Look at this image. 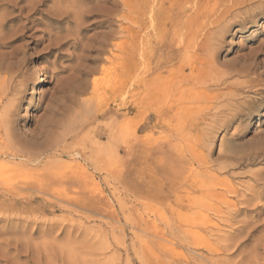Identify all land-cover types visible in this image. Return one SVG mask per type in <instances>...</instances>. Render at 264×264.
Returning a JSON list of instances; mask_svg holds the SVG:
<instances>
[{
    "label": "rangeland",
    "instance_id": "374dc122",
    "mask_svg": "<svg viewBox=\"0 0 264 264\" xmlns=\"http://www.w3.org/2000/svg\"><path fill=\"white\" fill-rule=\"evenodd\" d=\"M179 1L139 100L123 0H0V264H264V0Z\"/></svg>",
    "mask_w": 264,
    "mask_h": 264
},
{
    "label": "bare ground",
    "instance_id": "6f19581e",
    "mask_svg": "<svg viewBox=\"0 0 264 264\" xmlns=\"http://www.w3.org/2000/svg\"><path fill=\"white\" fill-rule=\"evenodd\" d=\"M109 3L111 4V7H117L118 6V0H108ZM122 1V0H121ZM192 1V0H191ZM190 1V3H191ZM104 2V1H103ZM165 2L168 3V7H171L173 5H175L176 7L177 6H180L181 2L179 0H123V5L126 9V14H127V20L128 21H131L132 23V26L136 28V30L134 31V36H135V71H136V75H135V80H136V95L138 96L139 100L142 99V94L143 92H148V93H151L152 90H153V86L155 84V80L156 79H150V78H147L149 76V74H151L153 72L152 70V67H151V45H150V36L147 33V31L151 28H153V26L158 23V19H156V16L158 14H165V12H167L166 10L164 11V7H165ZM108 3V2H107ZM78 4V3H77ZM80 4V3H79ZM82 5V4H81ZM121 5V4H120ZM197 6V5H196ZM167 7V6H166ZM181 7V6H180ZM21 8V7H20ZM92 8V7H91ZM98 9V8H97ZM181 9V8H180ZM81 10V9H80ZM112 10V9H111ZM179 10V8H178ZM182 10V9H181ZM180 10V11H181ZM186 10V9H185ZM116 11V9L114 10ZM121 11V10H120ZM178 11V12H180ZM155 12H157L155 14ZM82 13V12H81ZM89 13V12H87ZM111 13V12H110ZM113 13V12H112ZM117 14L119 12H116ZM103 14V13H102ZM107 14V13H106ZM108 15V14H107ZM115 15V13H114ZM112 15V16H114ZM109 16V15H108ZM119 16V15H118ZM168 16V15H167ZM107 17V16H105ZM117 17V15H116ZM114 17V19L116 18ZM160 17V16H158ZM162 17V15H161ZM164 17V16H163ZM123 18V17H122ZM108 19V17H107ZM106 19V20H107ZM113 20V19H112ZM111 20V21H112ZM168 20V19H167ZM103 22L105 20H102ZM110 21V22H111ZM114 21V20H113ZM112 21V22H113ZM116 21V20H115ZM161 21V20H160ZM109 22V21H107ZM165 23V22H164ZM180 23V22H179ZM102 24V22H101ZM109 25V24H108ZM175 25H176V22H175ZM113 26V25H111ZM155 27V26H154ZM158 27V26H157ZM161 27V26H160ZM163 27V26H162ZM185 27V26H184ZM159 28V27H158ZM181 28V27H180ZM186 28V27H185ZM184 28V29H185ZM190 28V27H189ZM156 29V28H155ZM167 29V28H166ZM178 29V28H177ZM162 30V29H161ZM180 31H182L181 29H179ZM178 30V31H179ZM186 30V29H185ZM165 32V31H163ZM149 33V32H148ZM110 34V33H109ZM161 34V33H160ZM159 34V35H160ZM213 34V33H212ZM213 37V36H212ZM164 39V37H162ZM206 38V37H205ZM204 38V39H205ZM216 36L213 38L215 39ZM188 39V38H187ZM190 39V37H189ZM161 40V39H160ZM191 40V39H190ZM216 40V39H215ZM214 40V41H215ZM152 41V40H151ZM220 41V40H218ZM103 42V41H102ZM191 42V41H190ZM201 42V41H200ZM213 42V41H212ZM196 43V42H195ZM147 44V49L145 50V45ZM187 45L189 43H186ZM211 44V43H210ZM185 45V44H184ZM201 45V50L203 51L205 49V47L208 45L205 46V44H200ZM186 46V45H185ZM189 46V45H188ZM191 46V45H190ZM213 46L214 43H213ZM192 47V46H191ZM195 48V47H194ZM197 48V46H196ZM162 49V48H161ZM160 49V50H161ZM207 49V48H206ZM217 50V48H215ZM219 49V48H218ZM183 50V49H181ZM191 50V49H190ZM209 50V49H208ZM192 51V50H191ZM160 53V52H159ZM178 53V52H177ZM190 53V52H189ZM201 53V52H200ZM208 53V52H206ZM191 55V54H190ZM205 55V54H204ZM216 55V54H215ZM165 56V55H164ZM178 56V54L174 55L173 58H172V61L175 60V57ZM207 56V55H205ZM210 57V55H208ZM214 58V57H213ZM191 60V59H190ZM213 60V59H212ZM166 61V60H165ZM192 63L190 64V71L189 73H185L184 74V82H186L188 85V88H194V86H202L204 85L207 80H212L209 76V71L210 68L212 67L211 64L207 61L206 58H204L203 56V53L202 54H199V51L197 53L194 54V56H192ZM168 63V62H167ZM186 67V66H185ZM188 67V66H187ZM171 68V67H170ZM183 68L181 63L178 64L177 66V69H181ZM167 69V68H166ZM175 69V67H174ZM178 70V71H179ZM182 70V69H181ZM172 71H174L172 69ZM169 72V71H168ZM181 73V72H180ZM183 73V71H182ZM177 75V74H176ZM180 80V79H179ZM209 80V81H210ZM169 81V80H168ZM208 83V82H207ZM211 84V83H209ZM215 85V84H214ZM210 86V85H209ZM186 88V87H185ZM184 88V89H185ZM200 89V88H199ZM155 90V89H154ZM183 91V89L181 90ZM185 92V91H184ZM191 94V93H190ZM180 97V96H179ZM196 97V96H195ZM174 98V97H173ZM178 98V97H177ZM191 100V99H190ZM195 100V99H194ZM183 101V100H182ZM193 101V100H192ZM191 101V102H192ZM174 102V101H173ZM178 102V99L177 101ZM183 106V105H182ZM181 109V108H180ZM221 109V108H220ZM242 110V109H241ZM214 111V110H213ZM225 111V110H224ZM242 112V111H241ZM221 113V112H220ZM238 113H236L237 115ZM227 115V114H226ZM229 116V115H228ZM234 116V115H232ZM220 118V117H219ZM232 118V117H231ZM229 119V118H228ZM195 120V119H194ZM192 121L190 119H187L185 120L184 122L185 123H192V122H195V121ZM217 120V119H216ZM225 120V119H224ZM214 121V120H213ZM226 121V120H225ZM197 122V121H196ZM230 122V120H229ZM211 125V124H210ZM221 125V124H220ZM222 126V125H221ZM213 131V130H212ZM32 139V138H31ZM27 140H23V142ZM31 141V140H30ZM32 142V141H31ZM37 143V142H36ZM38 144V143H37ZM25 146V145H23ZM20 154V153H19ZM4 155V154H3ZM11 156L13 157H16L17 156V153H13L11 154ZM22 157V156H21ZM6 158V157H5ZM8 158V157H7ZM29 159V158H28ZM27 159V160H28ZM26 160V161H27ZM31 161V160H30ZM36 161V160H35ZM32 163V162H30ZM5 165V163H3ZM2 164V165H3ZM209 165V164H208ZM1 166V165H0ZM235 166V165H234ZM5 167V166H3ZM225 166L224 164H219L218 165V168L219 169H223ZM1 168V167H0ZM262 172V171H261ZM224 173V172H223ZM261 174V173H260ZM256 178V177H255ZM257 183V182H256ZM204 185V184H203ZM258 185V184H257ZM215 186V185H214ZM203 187V186H202ZM260 187V186H259ZM213 188V187H212ZM254 188V187H253ZM260 190V188H259ZM254 191V189H253ZM261 192H263L262 190H260ZM240 192V191H239ZM245 192V191H244ZM249 192V191H248ZM237 194V193H236ZM259 194V193H258ZM246 195V194H245ZM248 195V194H247ZM202 197V200L201 201H205L209 196V193H205V194H202L201 195ZM225 196V195H224ZM244 196V195H243ZM263 196V195H262ZM242 197V196H241ZM261 197V196H260ZM200 198V197H199ZM200 198V199H201ZM205 199V200H203ZM238 199V198H237ZM223 200V198H222ZM226 200V199H225ZM245 201V200H244ZM229 203V202H228ZM232 203V202H231ZM262 203V202H261ZM263 204V203H262ZM227 205V204H226ZM260 205V204H259ZM258 205V206H259ZM242 207V206H241ZM244 207V206H243ZM232 208H234V206H232ZM260 208V207H259ZM258 208V209H259ZM219 210V208H217ZM223 209V207H222ZM254 209V208H253ZM235 210V209H234ZM237 212H240L241 211H246V209L244 208H239L236 210ZM217 211H215L216 213ZM220 212V211H219ZM218 212V213H219ZM223 213V212H221ZM215 230V229H214ZM210 234V232H209ZM214 234V233H213ZM216 235V234H215ZM196 236V235H195ZM209 237V236H208ZM213 237V236H212ZM211 237V238H212ZM215 237V236H214ZM218 239V238H217ZM207 240V239H206ZM189 241V240H188ZM193 241V240H191ZM190 241V242H191ZM195 241V240H194ZM193 241V242H194ZM227 239L224 240V242H226ZM204 242V241H203ZM208 242V241H207ZM206 242V243H207ZM215 242V241H214ZM219 242V241H218ZM18 243V242H17ZM200 242H198L197 244L199 245ZM216 244V243H215ZM221 244V243H220ZM236 244V243H235ZM234 244V245H235ZM196 245V244H195ZM15 246V245H14ZM202 246V245H200ZM205 244H203V248H204ZM222 247H218L217 249H213L212 247L209 248L208 251H214L215 253L219 250V248L224 251H229L230 250V244L226 243V244H222L221 245ZM224 246V247H223ZM19 247V246H18ZM232 247V246H231ZM7 251V250H6ZM18 251V250H17ZM207 251V250H206ZM211 255V254H210ZM215 255V254H214ZM200 256V255H199ZM201 257V256H200ZM201 261V259H199ZM203 260L205 262H208L209 264H217V259H213L212 258H208V257H205L203 258ZM203 260L201 262H203ZM223 260V259H222ZM222 262V261H221ZM205 264V263H204Z\"/></svg>",
    "mask_w": 264,
    "mask_h": 264
}]
</instances>
